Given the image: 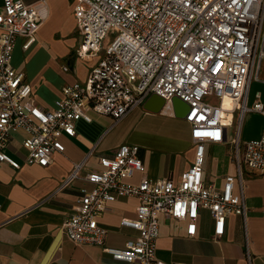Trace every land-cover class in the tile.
I'll list each match as a JSON object with an SVG mask.
<instances>
[{
  "label": "built area",
  "instance_id": "1",
  "mask_svg": "<svg viewBox=\"0 0 264 264\" xmlns=\"http://www.w3.org/2000/svg\"><path fill=\"white\" fill-rule=\"evenodd\" d=\"M69 1L79 35L77 55L93 64L86 80L65 85L48 109L38 104L26 74L13 64L17 43L22 40L28 50L49 18L47 0H0V164L21 168L8 153L19 131L27 133L24 162L48 166L65 150L62 138L76 135L77 122L92 120L91 110L118 121L153 94L166 104L179 97L189 106L184 118L196 146L194 162L179 181L149 178L140 147L122 144L84 174L87 159L74 164L60 189L82 177L92 185L80 189L75 213L62 224L74 243L101 246L130 264H187L157 257L162 219L186 221L187 234L195 236L201 212L208 210L219 239L230 215L247 216L245 174H264V128L259 137H240L248 113L264 115L261 92L252 103L249 98L253 82L262 81L264 0ZM109 32L116 38L107 45ZM225 99L231 107H225ZM209 144L234 146L237 173L226 174L220 185L205 179ZM137 171L141 180L129 181ZM129 196L139 205L136 217H124L122 225L138 235L123 247L107 246L99 217L110 202Z\"/></svg>",
  "mask_w": 264,
  "mask_h": 264
},
{
  "label": "crops",
  "instance_id": "2",
  "mask_svg": "<svg viewBox=\"0 0 264 264\" xmlns=\"http://www.w3.org/2000/svg\"><path fill=\"white\" fill-rule=\"evenodd\" d=\"M25 1L32 3L36 0ZM47 3L49 18L28 50L23 49L22 40L17 43L13 64L26 74L38 104L53 109L56 100L62 96V88L67 84L84 82L93 62L77 55L79 35L70 1L47 0ZM69 30L76 33L75 37H68L70 43L57 38ZM43 39L51 41L53 46ZM37 46L47 48L52 56L56 52L60 54L56 64L63 76L55 78V83L46 77V63L39 68L38 76L32 79L22 66L16 64L17 50L26 53L31 49L34 51ZM71 46L76 64L85 68L79 77L71 74L70 68L64 71L63 67L68 65L60 62L72 51ZM261 79V82L252 84L258 88L250 92L251 103L256 91L261 92L264 100L263 74ZM45 96H50V101ZM164 108L165 105L159 112H154L142 105L118 121L91 110L92 120L77 122L76 135L62 138L65 150L56 152L48 166L25 163L27 152L22 141L27 133L22 130L15 134L8 153L22 166L16 169L8 163L0 164V264H130L114 259L101 246L76 244L64 234L62 224L65 218L75 213L80 189L92 185L82 177L66 189H60V186L74 164L87 159L84 174L99 167L100 156L113 155L122 144L140 147V157L149 178L170 177L179 181L182 173L194 162L196 146L191 137L190 123L178 116L174 108L172 113L164 112ZM247 116L256 119L258 126L246 138L242 136V128L240 137L243 140L259 137L264 128L263 114L250 112ZM233 135H236V130H233ZM222 147L230 148L232 161L226 166L215 156L213 169L206 168L205 171L207 183L220 185L226 174L237 173L232 144H209L207 152ZM141 177L137 171L129 181L138 183ZM245 196L247 216L230 215L226 231L219 239L213 236L214 220L208 210L201 212L195 236L187 234L186 221L163 218L157 239V257L167 263L264 264V174H245ZM138 205L139 199L135 196L121 197L109 203L108 209L99 217L100 225L107 230V246L123 247L127 240L138 235L136 229L122 225L124 217H136Z\"/></svg>",
  "mask_w": 264,
  "mask_h": 264
},
{
  "label": "rangeland",
  "instance_id": "3",
  "mask_svg": "<svg viewBox=\"0 0 264 264\" xmlns=\"http://www.w3.org/2000/svg\"><path fill=\"white\" fill-rule=\"evenodd\" d=\"M70 35H73L75 37L76 33L72 34L71 30H69V32H66L65 35H61V34L57 35V38L63 40L65 43H70V40L68 39ZM115 38H116V34L109 32L108 37L106 39V44L107 45L111 44L115 40ZM43 40L46 43H49L50 46H53L51 41H47L45 39ZM70 49L72 51L69 54L65 55L63 58H61L60 62L62 64H67L68 67L70 68V73L79 77L80 74L85 71V68L82 65L76 64L73 46H71ZM58 57H60V54L58 52H56L55 56H52L51 51H49L47 48H43L42 46L40 47L37 46V48L34 51H32L31 49L26 53L17 50L16 64L22 66L25 72L27 73L28 77L32 79L38 76L39 68L43 63H46L48 65V68L46 69V73H45L46 77L50 81H52V83H55V78H58L59 76L61 77L63 76V73L59 71V66L56 64V59ZM262 74L264 76V63H263ZM254 88L257 89L258 88L257 85L251 87V92ZM45 98L47 100L49 99L50 101V96L49 97L45 96ZM214 101L217 102L216 100ZM257 126H258V121L256 119H250L249 116L246 115L243 124V132H242L243 138H246V136H248L249 134L254 133ZM215 156H218L221 159L222 163H224L226 166H229L232 161V155L229 147L215 148L209 150L208 152L206 168H209L211 170L213 169L212 165Z\"/></svg>",
  "mask_w": 264,
  "mask_h": 264
},
{
  "label": "water",
  "instance_id": "4",
  "mask_svg": "<svg viewBox=\"0 0 264 264\" xmlns=\"http://www.w3.org/2000/svg\"><path fill=\"white\" fill-rule=\"evenodd\" d=\"M164 105H166V100L157 94H153L145 101L144 108L150 111L159 112ZM172 106L175 113L180 117H185L189 109L188 104L179 97H174L172 99Z\"/></svg>",
  "mask_w": 264,
  "mask_h": 264
},
{
  "label": "bare ground",
  "instance_id": "5",
  "mask_svg": "<svg viewBox=\"0 0 264 264\" xmlns=\"http://www.w3.org/2000/svg\"><path fill=\"white\" fill-rule=\"evenodd\" d=\"M231 101L229 100V99H225V107H227V108H229V107H231ZM166 109L164 108V112H173V106H172V104L169 102V103H167L166 105Z\"/></svg>",
  "mask_w": 264,
  "mask_h": 264
}]
</instances>
